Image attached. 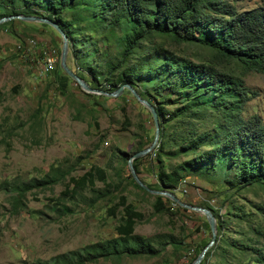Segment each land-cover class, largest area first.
<instances>
[{
	"label": "trees",
	"instance_id": "16d2710c",
	"mask_svg": "<svg viewBox=\"0 0 264 264\" xmlns=\"http://www.w3.org/2000/svg\"><path fill=\"white\" fill-rule=\"evenodd\" d=\"M65 13L68 16H64ZM10 14L40 16L55 22L67 37L66 59H72L80 78L84 80L82 72L89 77L90 81L84 80L89 87L111 92L121 84H128L153 106L159 137L152 152L157 165V189L144 183L148 188H164L174 194L184 177L210 173L228 187L258 185L264 189V118L242 114L250 91L230 69L220 70L215 66L233 63L241 67L242 73L264 74L263 7L237 10L230 0H0V17ZM10 22L11 19L2 24ZM154 35L179 43L198 44L210 54L205 61L193 62L151 43ZM67 79L57 61L53 81L61 94L66 92ZM169 105H173L171 110L167 108ZM208 117L211 129H200V120ZM171 120L180 129L174 137L166 135L164 138L165 124ZM166 142L176 149L166 152ZM142 148L143 144L137 142L132 153ZM177 154L191 156L165 169L161 156ZM124 155L123 159L130 156ZM137 162L138 158L132 160L135 173ZM58 165H50L38 178L0 183V188L18 193L14 211L24 206L27 192L47 188L64 178L66 184L53 209L59 215L71 211L64 204L65 200L72 201L78 196L94 204L111 193L102 169L91 167L81 176L73 177ZM129 177L136 188L148 193ZM95 179L105 189L95 188ZM85 187H89L91 197L82 196ZM151 206L155 213L169 214L174 210L165 206L162 196L157 195ZM117 207L121 210L114 228L116 236L46 260L35 259L22 264H86L110 257L157 255L158 249L150 238L133 234L134 225L142 219V214L122 195L108 208V214H114ZM205 208L215 218L216 232L213 244L199 264H264V249L255 248L252 243L236 242L224 234L226 228L221 215L212 207ZM228 211L225 214L228 215ZM261 214L264 220V210ZM243 215V212L233 214L238 220L249 222ZM254 231L259 233L258 228ZM207 242L193 249L194 256ZM176 243L182 245L181 241ZM236 253L245 255L247 262L233 261Z\"/></svg>",
	"mask_w": 264,
	"mask_h": 264
},
{
	"label": "rangeland",
	"instance_id": "374dc122",
	"mask_svg": "<svg viewBox=\"0 0 264 264\" xmlns=\"http://www.w3.org/2000/svg\"><path fill=\"white\" fill-rule=\"evenodd\" d=\"M230 2L237 10L264 8V0ZM28 41L34 42L33 51H19L17 46ZM150 41L193 62L205 61L210 54L198 44L179 43L165 36L154 35ZM45 48L55 51L56 61L52 71L42 73L38 71V62L40 51ZM59 51L60 38L46 24L15 18L8 24L0 23V183L38 178L50 165L59 164L73 177L81 176L91 167L102 169L112 191L94 204H88L78 196L72 201L65 200L64 204L71 211L59 215L53 209L57 207L56 198L63 190L66 178L47 188L27 192L23 198L24 206L15 211L18 193L0 188V264L46 260L116 236L114 228L121 208L117 207L112 215L107 210L117 203L118 195L124 196L126 202L142 214V219L134 225L133 234L150 238L159 253L132 258L110 257L86 264H191L194 252L188 258H184V254L210 239L203 215L178 207L163 196L164 205L174 210L169 214L153 212L154 195L142 192L131 183L126 165L128 157L123 159L124 154L132 153L137 142L143 147L150 144L154 129L148 111L125 90L116 97H107L81 90L70 78L66 81L65 94L59 93L53 81ZM66 65L75 72L71 58L66 59ZM215 66L220 70L230 69L241 77L243 85L250 91L242 114L264 118V74L242 73L241 67L233 63ZM82 76L90 81L84 72ZM167 108L171 110L173 105ZM200 121V129H211L209 117ZM179 129L173 120L168 121L163 130L164 138L166 135L174 137ZM158 143L159 137L153 150ZM164 149L170 152L176 147L166 142ZM153 150L138 158L136 175L141 182L156 188L157 165ZM190 156L163 155L162 164L167 169ZM93 185L99 190L105 189L98 179ZM173 192L184 203L216 210L226 228L222 233L236 242L252 243L255 248L264 249V220L261 217L264 189L260 186L228 187L214 174H193L184 177ZM81 194L87 198L92 195L89 187ZM242 212L245 214L243 219L249 222L233 216ZM254 228H258L259 233L256 234ZM179 241L182 245L176 243ZM245 257L236 253L233 261H243ZM209 260L213 261V258Z\"/></svg>",
	"mask_w": 264,
	"mask_h": 264
},
{
	"label": "water",
	"instance_id": "95a60500",
	"mask_svg": "<svg viewBox=\"0 0 264 264\" xmlns=\"http://www.w3.org/2000/svg\"><path fill=\"white\" fill-rule=\"evenodd\" d=\"M13 18L21 20V21H25V22H38V23L46 24L49 27H51L58 34V36L60 38V51H59L58 65H59L61 71L68 78H70L75 84H77L81 90H83L85 92H89V93H99V94H102V95L107 96V97H116L119 94H121L123 92V90H126L139 104H141L148 111L150 118H151V121H152L153 129H154L153 138H152L149 145L145 146L141 150H138V151L132 153L127 158L126 165H127L129 174H130L131 178L133 179V181L138 186H140L142 189H144L146 192L153 194V195H157V196H163L181 208L189 209L191 211L198 212V213L203 215V217L207 223L209 232H210V239L207 242V244L195 256L193 261L191 262V264H199V262L201 261V259L204 256L205 252L213 244L214 239H215V232H216L215 218H214L213 214L211 213V211L209 209L203 207V206H195V205L184 203L181 200H179V198H177L172 192H170L164 188H162L160 190H154V189L148 188L143 182H141L138 179V177L135 173V170L133 168V165H132L133 159H137V158H140V157L148 154L150 151L153 150V148L156 145V142L158 139V119H157V115H156V112H155L153 106L148 101L141 98L137 94V92L135 90H133L128 84H121L111 92H105L102 90H98V89L89 87L87 85V83L82 78H80L75 72H73L66 65V55H67V47H68L67 37H66L65 33L58 27V25L55 22H53V21H51L45 17H40V16H23V15L10 14L7 16L0 17V23L5 21V20H9V19H13Z\"/></svg>",
	"mask_w": 264,
	"mask_h": 264
},
{
	"label": "built area",
	"instance_id": "2783aa9c",
	"mask_svg": "<svg viewBox=\"0 0 264 264\" xmlns=\"http://www.w3.org/2000/svg\"><path fill=\"white\" fill-rule=\"evenodd\" d=\"M33 46H34V42H26V44H20L18 45V50L23 52H27V51H33ZM41 54V58L40 61L38 62V71L42 72V73H47L50 72L51 70H53L54 66H55V61H56V53L54 50L52 49H48L45 48L43 50L40 51ZM153 155V154H152ZM193 252L192 249L188 250L185 254H184V258H188L191 256V253Z\"/></svg>",
	"mask_w": 264,
	"mask_h": 264
}]
</instances>
